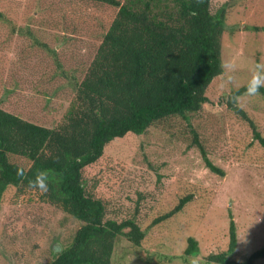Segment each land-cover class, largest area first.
Wrapping results in <instances>:
<instances>
[{
	"label": "rangeland",
	"instance_id": "rangeland-1",
	"mask_svg": "<svg viewBox=\"0 0 264 264\" xmlns=\"http://www.w3.org/2000/svg\"><path fill=\"white\" fill-rule=\"evenodd\" d=\"M215 3L217 8L227 3L234 8L223 35L225 73L192 122L207 157L225 175L208 168L199 148L191 145L187 126L179 121L112 142L87 173L90 184L99 186L110 211L126 214L140 202L137 223L147 230L139 246L125 237L118 240L112 264H204L210 254L228 249L231 222L239 255L248 256L264 243V149L253 139L249 123L236 118L226 105L228 95L249 83L256 71L264 72L257 69L264 66V32L253 29L264 27V0ZM115 11L92 0H0L1 107L54 127L70 104L71 92L76 93V83L96 58ZM238 101L264 137V96L248 94ZM25 163L31 165L21 161ZM188 195L193 200L180 213L151 226ZM4 200L0 264H46L54 258L53 250L64 247L69 232L81 226L52 205L21 204L11 196ZM189 237L198 242L196 259L185 255Z\"/></svg>",
	"mask_w": 264,
	"mask_h": 264
},
{
	"label": "trees",
	"instance_id": "trees-1",
	"mask_svg": "<svg viewBox=\"0 0 264 264\" xmlns=\"http://www.w3.org/2000/svg\"><path fill=\"white\" fill-rule=\"evenodd\" d=\"M92 1L113 7L116 15L55 126L21 118L0 103V204L11 196L21 204L52 205L81 224L69 232L62 249L53 250L54 258L46 264H112L118 240L125 237L139 246L145 238L147 230L137 223L140 202L126 214L110 211L99 186L90 184L87 176L115 140L179 121L187 126L191 145L199 148L208 168L225 175L207 157L192 121L204 111L212 86L225 73L223 35L234 8L228 3L217 8L215 0ZM253 29L264 32V27ZM28 71L24 67L23 73ZM248 85L228 95L226 105L236 118L249 123L253 139L264 149L255 119L238 101L249 94ZM254 95L264 96V87ZM22 160L31 165L21 164ZM42 170L48 174L47 191L33 187ZM192 200V195L181 198L151 226L180 213ZM235 228L231 222L228 249L210 254L204 264H254L256 258H264V249L250 259L239 255ZM199 254L198 242L189 237L185 255L196 259Z\"/></svg>",
	"mask_w": 264,
	"mask_h": 264
},
{
	"label": "clouds",
	"instance_id": "clouds-1",
	"mask_svg": "<svg viewBox=\"0 0 264 264\" xmlns=\"http://www.w3.org/2000/svg\"><path fill=\"white\" fill-rule=\"evenodd\" d=\"M225 67H231V65L227 64V65H225ZM257 69H264V66L257 65ZM261 87H264V72L256 71L253 75L252 80L249 82V85L247 87V91L250 95H254L257 92H259ZM17 172H18V174H23L22 170H20V169H17ZM47 176H48L47 172L42 170L38 174V176L36 177L35 181L33 182V187L38 188L42 191H47V189H48ZM235 230H236V228H235ZM229 235H230V227H229ZM237 241H238V239H237ZM262 249H264V243L256 246L254 251L246 257L248 259H250ZM261 260L264 261V258H262V257L256 258L254 264L262 262Z\"/></svg>",
	"mask_w": 264,
	"mask_h": 264
}]
</instances>
